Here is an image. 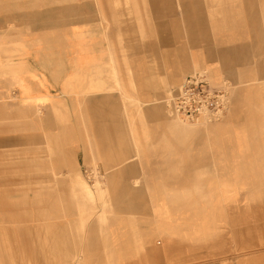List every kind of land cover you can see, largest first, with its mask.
Masks as SVG:
<instances>
[{
    "label": "rangeland",
    "instance_id": "rangeland-1",
    "mask_svg": "<svg viewBox=\"0 0 264 264\" xmlns=\"http://www.w3.org/2000/svg\"><path fill=\"white\" fill-rule=\"evenodd\" d=\"M165 1L162 7L173 5L176 13L166 18L183 23L167 34L187 44L176 47L180 52L176 50L173 62H166L159 51L157 31H141L143 19L136 16L141 13L131 16L139 24L133 35L140 37L141 48L145 35L147 41L151 35L154 54L149 67L155 70L157 87L150 102L163 113L161 123L143 130L146 136L153 130L158 135H183L190 152L142 155L139 149L149 145H134V160L128 156L112 163L106 161L108 154L101 164L82 163L76 150L61 148L76 140L68 131L75 122L67 101L56 103L47 119L40 106L19 109L16 94L10 92L12 84L5 80L2 87L1 82L0 264H264V0ZM152 2L148 0L144 13L150 14L154 27L158 19ZM132 3L141 0L123 2ZM85 5L93 7L88 1ZM127 39L125 33L104 35L110 43L105 49L107 80L112 84L108 91L117 95L105 101L122 108L118 116L135 136L137 117L146 118L134 111L147 101L136 95L130 65L133 47ZM233 49L227 66L221 52ZM198 51L205 60L195 70L206 69L216 84L226 81L229 86L230 106L219 121L189 122L167 112L172 90L187 74L183 67L191 65ZM172 74L177 79L172 80ZM7 100L12 106L5 105ZM90 106L86 101L77 104L83 113ZM84 116L78 123L88 118ZM54 127L57 131L49 132ZM7 136L10 141L1 142ZM132 163L139 164V175L132 177L135 187L127 190L124 181L129 179L109 176ZM86 167L103 175L91 182ZM133 198L143 204L138 213L120 218L122 211L111 208ZM156 198L162 203H155ZM92 218L96 235L105 240L117 226L129 230L126 250L115 254L131 257L114 258L110 251L103 260L87 255L83 241L94 230Z\"/></svg>",
    "mask_w": 264,
    "mask_h": 264
},
{
    "label": "crops",
    "instance_id": "crops-1",
    "mask_svg": "<svg viewBox=\"0 0 264 264\" xmlns=\"http://www.w3.org/2000/svg\"><path fill=\"white\" fill-rule=\"evenodd\" d=\"M85 1L92 3L93 7H87ZM123 2L124 0H0V75H4L0 80L2 87L3 83L8 81L12 84L10 92L16 94L14 97L19 109L28 111L40 106L47 112V119H50L49 113L56 103L67 101L70 117L75 122L69 125L68 131L73 133V138L76 137V140L61 148L76 150L78 160L82 163L87 161L101 164L108 154L110 158L106 161L112 163L128 156L131 157L130 160H134L136 159L134 145H149L139 149L142 155L160 154L164 151L170 154L174 153L175 149L190 152L189 142L183 135L168 133L158 135L155 130L147 136L144 135L146 133L143 129L147 126L155 128L163 121L160 119L163 113L158 105L150 102L154 100L155 86L157 87L154 83L155 70L149 67L154 54L151 35L150 41H147V35L144 34L145 43L141 48L138 45L140 37L133 35L138 32L136 27L139 24L131 19V16L135 11L141 13L136 16L143 19L141 30L143 33H151V31L159 33V51L167 58L165 61L168 63L174 61L172 58L175 56L176 47L187 45L179 38L174 39L171 34H167L169 30L183 27L182 20L167 19V14L175 16V7L173 5L162 7L167 4L165 0H153V15L158 20L152 27L150 14L144 13L149 8L148 0L145 4L143 0L140 4L132 3V6H126ZM120 33L127 34V40L133 47L130 65L133 68L137 98L143 102L147 101L140 105L139 110L134 111L144 114L146 118L140 121L139 116L137 117V125L132 126L136 128L135 136L131 135L124 118L118 116L123 114L122 108L116 105L108 106L105 101L117 95H112L108 91L112 84L107 80L110 73L106 64L108 54L105 53V49L110 43H105L104 35ZM178 52L180 50H177ZM199 52L191 56L189 60L191 65L186 64L183 67V71L187 74L201 67L204 57ZM233 53L234 49L221 52V56L227 58L225 65H229L228 59L234 55ZM171 79H177V75L172 74ZM6 88L8 89L7 85ZM102 100L105 101V105L102 104ZM8 101H5V105L12 106L11 103H7ZM80 101L83 103L86 101L93 106L83 108V113L77 107ZM167 112L174 116L168 108ZM82 115L88 118L78 123L77 118ZM56 131L54 127L49 132ZM10 139L7 136L1 142L7 144ZM170 143L177 145H168ZM90 172L94 175L93 179H88L91 182L100 179L103 175L97 169L86 167L85 173ZM137 175H139V164L132 163L126 169L111 172L109 178L129 179L130 181H124V187L131 190L135 187L132 177ZM100 206L101 204L96 205L98 208ZM111 208L122 211L120 218H124L129 212L138 213L140 208L143 209V204L133 198L129 202L124 200ZM77 219L78 217L74 215L72 221ZM92 219L94 221V218ZM95 225V221L92 222L90 229L93 230ZM96 232L97 229H94L89 237L84 238L83 245L87 255H98L97 260H103L105 252L110 251L114 254V258L131 257L123 253L115 254L118 249L122 252L126 250L127 243L131 241L129 230L117 226L113 230L111 239L107 240L99 238ZM105 243L116 245L109 246Z\"/></svg>",
    "mask_w": 264,
    "mask_h": 264
},
{
    "label": "built area",
    "instance_id": "built-area-1",
    "mask_svg": "<svg viewBox=\"0 0 264 264\" xmlns=\"http://www.w3.org/2000/svg\"><path fill=\"white\" fill-rule=\"evenodd\" d=\"M229 95L226 81L221 85L216 84L208 70L198 69L186 75L172 90L168 109L175 117L184 121H219L229 109ZM93 177L90 172L88 179Z\"/></svg>",
    "mask_w": 264,
    "mask_h": 264
},
{
    "label": "bare ground",
    "instance_id": "bare-ground-1",
    "mask_svg": "<svg viewBox=\"0 0 264 264\" xmlns=\"http://www.w3.org/2000/svg\"><path fill=\"white\" fill-rule=\"evenodd\" d=\"M35 99V98H34ZM36 100H38V99H36ZM159 199L158 198H156L155 199V203H162V202H160V201H158Z\"/></svg>",
    "mask_w": 264,
    "mask_h": 264
}]
</instances>
